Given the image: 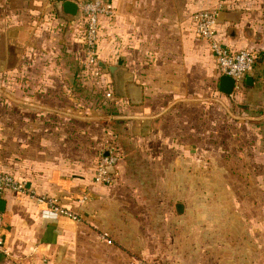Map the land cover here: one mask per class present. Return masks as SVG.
<instances>
[{
	"label": "crops",
	"instance_id": "obj_1",
	"mask_svg": "<svg viewBox=\"0 0 264 264\" xmlns=\"http://www.w3.org/2000/svg\"><path fill=\"white\" fill-rule=\"evenodd\" d=\"M55 1L4 3L8 36L23 44L29 62L6 69L10 95L0 98V106L8 103L7 127L0 129V170L54 196L79 219L4 192L0 236L8 254L0 252V264H129L130 250L145 253L141 217H172L175 224L187 212L182 199L160 194L152 199L176 203V209L142 208L146 184L166 174L175 177L179 169L180 176L206 177L203 155L213 151L204 144L210 122L219 126L230 106L232 113L246 106L252 116L264 117V0H110L114 13L100 20L96 54L98 62L125 68L119 73L120 96L109 73L100 71V86L80 63V12L65 18ZM216 4H221L218 40L255 54L241 88L230 95L219 91L215 59L190 22L194 11ZM107 85L116 97L112 102L103 95ZM194 121L199 128L189 124ZM107 140L121 151L117 180L110 186L92 182ZM178 152L184 161L175 159ZM170 153L173 160L167 161L164 154ZM81 196L85 200L78 203ZM237 212L232 224L223 215L202 230L201 264H264V226L245 210Z\"/></svg>",
	"mask_w": 264,
	"mask_h": 264
},
{
	"label": "rangeland",
	"instance_id": "obj_2",
	"mask_svg": "<svg viewBox=\"0 0 264 264\" xmlns=\"http://www.w3.org/2000/svg\"><path fill=\"white\" fill-rule=\"evenodd\" d=\"M4 3L5 0H0V68L4 70L0 74V98L8 100V68L20 62L25 64L28 60L21 52L23 44L14 42L8 36L9 26L3 21L8 14V3L6 6ZM20 41L24 42L25 38ZM42 62L39 60V63ZM80 63L84 64L82 61ZM97 80L100 85L104 84L100 75ZM0 108V129H4L8 123V103L1 104ZM231 108L224 111V121L219 126L210 122L209 130L212 133L204 144L213 151L202 154L207 167L206 177L180 176L179 173L183 171L179 169L175 177L166 174L155 183L146 184L145 193L149 194L142 208L176 209V203L152 199V194H160L164 198L170 195L182 199V206L187 212L177 216L175 224L172 217H141L139 220L141 224L143 222L145 231V253L136 256L130 250L129 264H201L206 253L201 242L202 230L208 225H216L224 219L223 215H228L226 221L230 220L232 224V216L238 215V210H245V214L257 225L264 226V117L252 116L246 106L237 108L234 114ZM230 113L237 117H232ZM193 123L200 127L197 121L189 122L194 127ZM213 132L217 133V138L212 136L215 134ZM164 157L167 161L168 158L173 160L171 153L169 156L164 154ZM184 157L185 154L178 152L175 159L184 161ZM207 211L209 216L204 215ZM170 219H173L171 223L174 225L170 226Z\"/></svg>",
	"mask_w": 264,
	"mask_h": 264
},
{
	"label": "built area",
	"instance_id": "obj_3",
	"mask_svg": "<svg viewBox=\"0 0 264 264\" xmlns=\"http://www.w3.org/2000/svg\"><path fill=\"white\" fill-rule=\"evenodd\" d=\"M77 8L83 23L81 36L83 66L87 67L97 77L101 74L96 54L100 20L102 17H111L114 13V6L110 0H83L77 3ZM220 10L221 4H216L213 8L194 11L190 15V22L197 36L207 42L209 50L215 59L219 74L232 77L235 81L233 91H238L242 86V80L253 67L255 54L249 49H231L218 40L216 36V16ZM97 83L101 84L98 81ZM103 95L107 101L112 102L116 99L109 85L106 86ZM120 158L121 151L119 147L114 141L107 140L99 149L92 182L106 186L113 185L117 180L116 168ZM109 167H112L114 171L110 172ZM6 191L28 196L33 198L36 203L45 204L47 208L58 214L68 216L76 221L79 219L76 213L60 205L54 196L37 193L26 180L19 179L9 172L0 170V198ZM84 200L85 196H81L77 201L78 203H83ZM1 221L2 213L0 211V227ZM105 235L103 234L104 237ZM0 252L5 255L8 254L1 236ZM138 264L143 263L139 262Z\"/></svg>",
	"mask_w": 264,
	"mask_h": 264
},
{
	"label": "water",
	"instance_id": "obj_4",
	"mask_svg": "<svg viewBox=\"0 0 264 264\" xmlns=\"http://www.w3.org/2000/svg\"><path fill=\"white\" fill-rule=\"evenodd\" d=\"M54 6L59 13V15L68 18L73 19L74 16L77 13V4L70 0H57L54 2ZM219 16L220 11H218L216 16V22H219ZM98 66L102 73H109L112 77L113 83H114V90L115 94L117 96L121 95L120 91V83H119V73L122 71H125V68L118 66V65H106L103 62H98ZM249 78L247 77L246 80ZM235 81L232 77L227 75H220L218 79V89L221 93L230 95L233 92ZM146 129V127L144 128ZM109 171L113 172L114 169L112 167H109ZM3 204L4 200L0 198V211H3Z\"/></svg>",
	"mask_w": 264,
	"mask_h": 264
}]
</instances>
